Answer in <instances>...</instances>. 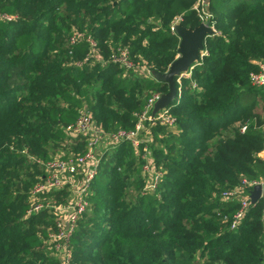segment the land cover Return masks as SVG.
<instances>
[{"label":"trees","instance_id":"trees-1","mask_svg":"<svg viewBox=\"0 0 264 264\" xmlns=\"http://www.w3.org/2000/svg\"><path fill=\"white\" fill-rule=\"evenodd\" d=\"M194 1L0 0L12 15L0 18V264H58L48 241L55 210L26 212L44 173L37 159L82 141L65 129L82 105L106 131L134 127V112L168 90L138 65L167 71L179 43L171 21L198 25ZM208 8L216 32L169 104L175 122L147 131L162 170L155 188H144L141 146L112 144L70 236L75 264H264L263 197L234 226L239 200L221 197L244 177L264 176V85L249 80L264 60V0H208ZM118 46L136 66L108 59Z\"/></svg>","mask_w":264,"mask_h":264},{"label":"built area","instance_id":"built-area-1","mask_svg":"<svg viewBox=\"0 0 264 264\" xmlns=\"http://www.w3.org/2000/svg\"><path fill=\"white\" fill-rule=\"evenodd\" d=\"M199 23H209V26L216 32L212 12L208 8V0H195L192 4ZM7 12L0 11V18H11ZM181 16L176 15L171 21V28L175 31V25L180 22ZM81 34L76 32L71 36L74 42ZM91 45V50L97 49L95 41L87 38ZM206 51L203 48L199 52V58ZM179 52L177 51V56ZM109 60L116 62L125 68L136 66L129 55L126 46H118L117 49L109 55ZM138 67L150 76H154L152 68L147 65H138ZM188 70L180 72L175 76L176 93L174 100L180 99L182 88L181 78L189 76ZM249 80L253 85H264V60L258 61V68L249 72ZM161 93L155 91L147 99L144 107L134 112L136 121L134 127L130 129L119 128L114 131H106L100 124L95 122L91 111L85 105L78 108L76 119L66 126V131L72 137H81L84 139V147L81 151L68 155L57 152L45 160L37 159L44 168V173L30 189L32 204L26 210L27 213L37 211L45 206H52L56 212V219L53 230L48 232V241L58 264H75L73 261L72 250L70 246V236L74 230L76 221L89 206L87 198L91 179L97 171L102 155L110 148L112 144L119 140L129 141L136 150L139 151L143 159L142 173L145 177L144 188L153 190L159 180L162 170L157 168L152 161L148 141L151 135L147 132L149 127L154 124L173 125L175 115L171 112L170 103L159 108L152 113L154 102L160 97ZM244 125L242 129H244ZM260 183L262 186L261 197L264 199V176L260 179L242 178L240 183L224 189L221 192L222 198L237 197L239 206L232 214L231 226L237 223L238 219L248 208L250 201L249 192L254 184ZM50 190H66L64 201H59L56 197L44 196L38 198V193L48 192ZM264 220V212H263Z\"/></svg>","mask_w":264,"mask_h":264},{"label":"water","instance_id":"water-1","mask_svg":"<svg viewBox=\"0 0 264 264\" xmlns=\"http://www.w3.org/2000/svg\"><path fill=\"white\" fill-rule=\"evenodd\" d=\"M175 32L179 36L177 51L179 52L169 64L167 71L159 72L152 69L156 79L164 80L168 83V90L161 93L160 97L154 102L152 113L171 102L176 93L175 76L180 72L188 70L199 60V52L204 46L207 35L213 34L214 30L209 23H199L195 27H186L182 23L175 25ZM262 186L260 183L254 184L250 189L249 196L251 203L256 202L261 197Z\"/></svg>","mask_w":264,"mask_h":264},{"label":"rangeland","instance_id":"rangeland-1","mask_svg":"<svg viewBox=\"0 0 264 264\" xmlns=\"http://www.w3.org/2000/svg\"><path fill=\"white\" fill-rule=\"evenodd\" d=\"M95 119V118H94ZM95 122L97 123V124H100V122L99 121H97L96 119H95ZM73 138H75V137H72V139ZM64 145V148L66 149V150H68L69 152H72V153H76V152H79V151H81L82 149H83V147H84V139H82V141L81 142H77V144H75V143H73L72 141H68L67 143H64V144H59V146H63ZM148 148H149V150H150V147L148 146ZM145 182V181H144ZM65 196L67 195V194H64ZM62 196V197H65V196ZM58 199V198H57ZM61 198H59L58 200H60ZM51 208H52V206H50Z\"/></svg>","mask_w":264,"mask_h":264}]
</instances>
